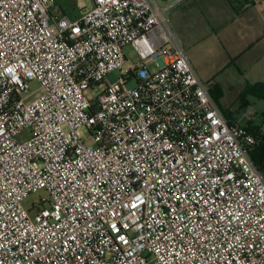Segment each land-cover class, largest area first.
<instances>
[{
	"label": "built area",
	"instance_id": "2783aa9c",
	"mask_svg": "<svg viewBox=\"0 0 264 264\" xmlns=\"http://www.w3.org/2000/svg\"><path fill=\"white\" fill-rule=\"evenodd\" d=\"M187 1L0 0V264H264L254 117L228 120L188 62Z\"/></svg>",
	"mask_w": 264,
	"mask_h": 264
},
{
	"label": "crops",
	"instance_id": "0c3cea01",
	"mask_svg": "<svg viewBox=\"0 0 264 264\" xmlns=\"http://www.w3.org/2000/svg\"><path fill=\"white\" fill-rule=\"evenodd\" d=\"M259 1L188 0L169 10L172 27L199 80L215 76L207 85L202 82L211 97H220L218 89L222 91L225 87L232 89L233 85L241 84L240 88L245 89L264 83V0ZM204 39L215 41L219 47L213 50L214 71L208 75L201 69L195 50L196 43ZM226 72L239 75L243 81L226 80L223 78ZM220 100L221 97L218 99L221 110ZM252 123L257 125L255 120ZM258 125L264 130V121Z\"/></svg>",
	"mask_w": 264,
	"mask_h": 264
},
{
	"label": "rangeland",
	"instance_id": "374dc122",
	"mask_svg": "<svg viewBox=\"0 0 264 264\" xmlns=\"http://www.w3.org/2000/svg\"><path fill=\"white\" fill-rule=\"evenodd\" d=\"M258 3H260L259 0H256ZM57 2V12L61 13L64 12L68 15L70 14H76L79 13H85L88 10H90L92 4L91 0H56ZM218 47V44L215 43V41H209L208 39H204V41L200 40L195 45V50H198V59L200 62V67L202 70H204V74L208 75L212 73L213 70V50H216ZM186 52V48L184 49ZM124 54L126 56V61L123 63V69L135 65L139 62L137 56L135 55L134 51L131 47L124 48ZM190 51V50H189ZM193 51V50H192ZM191 51L192 57L194 54ZM221 51V49H220ZM190 54V53H189ZM186 55H188V52H186ZM120 74L118 71H114L106 76L105 81L109 83H115L116 80L119 78ZM215 76H210V78H202V82L207 85L211 82ZM223 78L226 80H230L231 78H235L239 81H243L239 75H232L231 73H224ZM237 83V82H236ZM232 89L223 88L221 91V110L224 114H229L232 119L239 118L244 112H248L251 116L254 117L255 123L258 125L260 123H263L264 121V100L257 98L255 96H252L250 93L246 91L245 89L240 88L241 84L233 85ZM105 86L102 84L98 86L97 88L93 90H89L86 92V95L88 97H97L104 91ZM28 95H32L30 98V101L36 99L39 95V85L36 81H32L29 84V90L27 92ZM24 94V95H27ZM244 101H247L249 104L245 105L243 104ZM264 128V126H263ZM26 134H24L23 137H25ZM83 137L86 138L87 135L83 134ZM89 142H87L88 144ZM44 194L42 192H39L38 194H34L29 196L27 199L24 200L23 205L27 210H30L31 206L33 204H38L40 198H43Z\"/></svg>",
	"mask_w": 264,
	"mask_h": 264
},
{
	"label": "trees",
	"instance_id": "16d2710c",
	"mask_svg": "<svg viewBox=\"0 0 264 264\" xmlns=\"http://www.w3.org/2000/svg\"><path fill=\"white\" fill-rule=\"evenodd\" d=\"M57 3V2H56ZM72 16H76V14H70ZM219 95L221 97V91H219ZM246 91L250 93L252 96H255L257 98L264 100V83H257L252 86H248L246 88ZM220 97H212L215 103L218 105V99ZM245 104V101L244 103ZM219 106V105H218ZM222 111V110H221ZM224 114V113H223ZM228 120H232L231 116L229 114H224ZM248 131L252 133L254 136H256V144L254 146L253 151L250 153V158L253 161L254 165L257 167L258 171L261 173V175L264 178V130L262 129V126L254 125L253 123L248 124Z\"/></svg>",
	"mask_w": 264,
	"mask_h": 264
}]
</instances>
